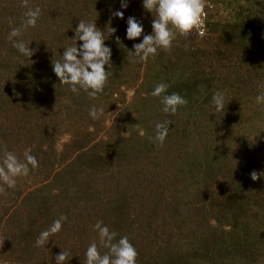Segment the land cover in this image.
I'll use <instances>...</instances> for the list:
<instances>
[{"label": "trees", "instance_id": "trees-1", "mask_svg": "<svg viewBox=\"0 0 264 264\" xmlns=\"http://www.w3.org/2000/svg\"><path fill=\"white\" fill-rule=\"evenodd\" d=\"M128 2L30 0L42 16L18 38L34 51L29 60L8 39L23 0H0V156L30 149L39 161L0 195V264H55L62 250L68 264H85L91 243L108 252L94 227L101 220L129 238L138 264H264V177L250 176L264 172V104L255 99L264 92V0H206L207 34L178 36L146 63L128 57L143 37L126 39L127 19L148 35L154 16L143 0ZM80 20L117 29L105 42L113 74L95 100L62 86L52 67L83 43L72 40ZM161 82L188 100L174 117L150 95ZM217 90L223 113L211 103ZM92 105L102 119L90 118ZM166 119L160 147L155 125ZM61 215L62 232L37 248Z\"/></svg>", "mask_w": 264, "mask_h": 264}, {"label": "clouds", "instance_id": "clouds-1", "mask_svg": "<svg viewBox=\"0 0 264 264\" xmlns=\"http://www.w3.org/2000/svg\"><path fill=\"white\" fill-rule=\"evenodd\" d=\"M23 6L27 9L20 26L12 27L8 39L12 41V46L20 55L26 59H31L34 51L22 37L23 32L29 28H35L42 16L40 7H31L30 0H23ZM206 0H143V7L146 11L153 14L152 34L145 35L143 23L135 17L127 19L126 39L136 41L143 37L140 43L133 45L134 51L128 52V57L132 62L146 63L155 60L160 50L169 51L174 46L178 36H187L193 32L203 34L201 29L204 25L206 16ZM121 7L127 10L128 0H121ZM113 17L124 19V12L115 10ZM117 29L111 26L107 31H102L97 27L96 21L80 20L75 29L73 41H82L78 46H67L63 49L61 59L56 58L52 62L55 75L59 78L62 86H68V90L73 94L81 91L95 100L99 94L104 93L109 79L112 76V50L106 46V33L110 36L115 35ZM117 43L120 38L116 37ZM121 45H123L121 43ZM106 68L109 69L106 71ZM169 85L161 82L154 87L150 95L160 98L163 105L162 111L166 116H176L181 108L188 104V100L179 93L169 94ZM258 104H264V92L255 98ZM212 106L216 113H223L226 110L227 96L223 91L217 90L211 98ZM94 121L100 120L105 116L103 107L92 105L88 112ZM172 121L166 119L155 125L154 141L158 146L163 147L166 143L170 124ZM39 168V161L36 156L31 154V150L23 153V158L18 157L14 152L4 149L0 156V195H6L5 188L15 189L17 181L25 178L30 173ZM253 181H259L264 177V172L253 171L251 174ZM68 220L67 216L61 215L51 226L42 231L36 239L37 248L44 247L50 238L61 233L63 225ZM99 235L100 247L108 249V252L101 254L97 243L93 242L86 250L85 264H138V252L127 236H120L111 230L104 222L97 221L94 225ZM69 253L62 252L55 257V264H68Z\"/></svg>", "mask_w": 264, "mask_h": 264}, {"label": "built area", "instance_id": "built-area-1", "mask_svg": "<svg viewBox=\"0 0 264 264\" xmlns=\"http://www.w3.org/2000/svg\"><path fill=\"white\" fill-rule=\"evenodd\" d=\"M211 8H213V7L211 6ZM205 11H206V16L204 18V25H203V27L201 29V31H202L203 34L201 35V34H198L197 33L201 37H203V36H205L207 34V28H208V26H207V20H208L209 11H208L207 7H206Z\"/></svg>", "mask_w": 264, "mask_h": 264}]
</instances>
